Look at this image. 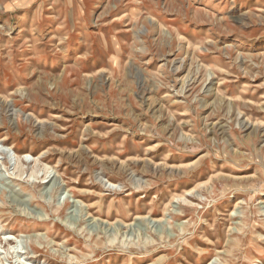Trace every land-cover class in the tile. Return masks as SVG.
<instances>
[{
    "label": "rangeland",
    "instance_id": "1",
    "mask_svg": "<svg viewBox=\"0 0 264 264\" xmlns=\"http://www.w3.org/2000/svg\"><path fill=\"white\" fill-rule=\"evenodd\" d=\"M0 151V264H264V0H0Z\"/></svg>",
    "mask_w": 264,
    "mask_h": 264
},
{
    "label": "bare ground",
    "instance_id": "2",
    "mask_svg": "<svg viewBox=\"0 0 264 264\" xmlns=\"http://www.w3.org/2000/svg\"><path fill=\"white\" fill-rule=\"evenodd\" d=\"M0 152H1V151H0ZM51 175H52V174H51ZM51 175H49V176H51ZM55 176H56V174H54V175H53L48 181H45V180H44V181L47 182V183H49L50 180L53 179ZM48 178H49L48 176L45 177L46 180H47ZM42 181H43V180H42ZM41 183H42V182H41ZM43 183H44V182H43ZM115 186H116V185H115ZM174 202H175V201H174ZM231 215L234 216L233 214H231ZM137 218H139V217H137ZM143 218H144V217H143ZM152 221H154V220H152ZM159 221H160V220H159ZM102 222L104 223L105 221H102ZM154 222H155V221H154ZM123 225H124V224H123ZM5 238H6V237H5ZM5 238H4V239H5ZM4 239H3V240H0V244H3ZM11 239H12V238H11ZM11 239H10V240H11ZM6 240H7V239H6ZM8 240H9V239H8ZM8 240H7V241H8ZM12 241H13V240H12ZM6 243H7V242H6ZM9 243L11 244L10 241H9ZM9 243H7V244H9ZM18 251L21 252V250H18ZM18 251H17V252H18ZM0 252L2 253V251H0ZM19 252H18V253H19ZM21 253H22V252H21ZM209 264H211V263H209Z\"/></svg>",
    "mask_w": 264,
    "mask_h": 264
}]
</instances>
